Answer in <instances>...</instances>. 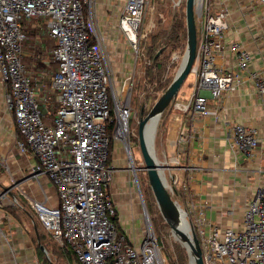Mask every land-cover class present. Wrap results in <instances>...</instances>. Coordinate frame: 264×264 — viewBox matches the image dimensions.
Masks as SVG:
<instances>
[{
	"label": "built area",
	"instance_id": "obj_1",
	"mask_svg": "<svg viewBox=\"0 0 264 264\" xmlns=\"http://www.w3.org/2000/svg\"><path fill=\"white\" fill-rule=\"evenodd\" d=\"M254 1L264 22V0ZM93 3L0 0V81L5 87V109L13 115L18 133L16 148L36 160L32 176H46L60 199L58 207L32 198L28 203L53 239L70 250L79 264H163L144 200L146 231L138 239L127 237L115 222L117 210L108 191L113 149L124 148L136 169L131 148L135 71L118 88L109 67L108 37L87 10ZM147 5L148 0H127L118 19V30L133 52L134 65L146 57L143 25ZM198 8L200 30L192 72L196 93L185 111L207 117L210 102H219L239 84V72L248 69L252 56L246 47L234 43L237 70L218 68L230 13L225 7L214 12L212 0H200ZM31 28L40 50L46 49V38L53 43L48 56L26 50ZM251 77L264 96V70ZM179 136L184 141L185 131L180 130ZM230 136L231 149L247 157L262 144L252 126L235 124ZM137 180L135 176L139 186ZM8 195L0 190V208ZM186 213L200 240L204 264H264V179L245 207L238 228L209 227L203 210Z\"/></svg>",
	"mask_w": 264,
	"mask_h": 264
},
{
	"label": "crops",
	"instance_id": "obj_2",
	"mask_svg": "<svg viewBox=\"0 0 264 264\" xmlns=\"http://www.w3.org/2000/svg\"><path fill=\"white\" fill-rule=\"evenodd\" d=\"M126 1L95 0L96 21L108 40L114 42L111 46L117 43L119 33L116 34L114 30ZM212 1L214 12L225 7L230 13V28L224 39V52L217 58L218 68L224 71L237 70V54L231 48L234 43L246 47L250 52V65L246 71L239 72L240 82L235 84L234 89L227 90L219 102H210L209 116H199L191 109L185 111L196 93L195 74L192 80H186L173 106L165 113L170 116L167 126L168 139L173 148V161L178 163V166L173 167L183 178L178 186L180 189L181 186L189 189L188 193L179 194L184 209L191 212L194 209L203 210L209 227L238 228L242 223L245 207L264 179V96L257 92L251 77L253 72L264 70V22L261 9L255 5L254 0H229L228 4L221 0ZM110 32L114 33L113 37ZM4 90L0 81V155L7 147L16 148L18 137L13 115L5 109L2 95ZM235 124L252 126L259 132L262 144L250 157L230 147L231 129ZM180 130L186 133L184 141L179 139ZM124 155L122 149H113L111 161L114 168L115 165L119 167ZM15 164L27 170V175L22 179L25 191L17 195L13 191L18 189L12 187L11 194L6 199L9 204L0 208V264H48V257L53 263L54 255L55 259L60 258L58 261H63V257H66L70 264H79L70 250L53 239L35 214L49 237L58 244L62 255L57 256L53 249L49 252L44 245L48 257L41 250L38 243V238L41 242L40 235L39 232L38 235L36 233L35 221L31 215L33 210L28 200L32 198L48 206L58 207V191L46 176H40L39 179L32 176L36 160L30 155H22L20 163ZM119 169L115 168L117 172H121ZM5 185L0 176V188ZM129 185L131 186V182ZM133 217L130 218L133 220ZM127 220L128 217L119 220V230L130 239H138L136 236L139 231L134 232L124 226ZM31 227L35 231L37 247L32 239ZM129 231L134 236H130Z\"/></svg>",
	"mask_w": 264,
	"mask_h": 264
},
{
	"label": "rangeland",
	"instance_id": "obj_3",
	"mask_svg": "<svg viewBox=\"0 0 264 264\" xmlns=\"http://www.w3.org/2000/svg\"><path fill=\"white\" fill-rule=\"evenodd\" d=\"M185 1L186 0H148L143 25L145 34L143 46L145 47L146 57L143 61H138L136 65H134L135 59L133 52L128 48V42L122 35H120L121 33L117 26L116 30H114L116 34L119 33V36H117V43L114 46H111L114 42L107 39L110 57L109 67L114 75L115 83L118 88L122 86L125 76H129L135 71L133 80V118L131 121L133 133L131 135V148L135 159L136 169H134V165H132L124 148H122L123 154H125L123 156L124 160L120 162L119 167H116L114 164L115 168H120L119 171L121 172H117L114 166H112V161H110V166L113 170L112 181L109 185L108 191L110 197L114 201L115 209L117 210L115 222L117 223V226H120L119 220L128 217L124 226L134 232L139 231L136 236L137 238L143 235L146 229L141 201L144 200L161 247L160 257L163 264H189L190 256L187 249L175 238L170 227L163 218L150 187L146 171L141 170L145 168V163L139 150L138 129L140 120L149 114L155 103L167 90L178 73L185 57L187 48ZM221 1H225V4L229 3V0ZM93 2V6L89 5L87 10L93 13L95 24L99 30L105 34L96 21L95 0H93ZM199 30L200 24L198 25V31ZM256 33L258 32L256 31ZM110 34H112V37L114 36L113 32H110ZM35 40H37L36 33L31 28L29 30V40L26 44V50L31 54L37 55L38 53H41L42 56H48L53 43L46 38L43 44L46 45V49L43 51L37 46ZM29 60L30 59L27 58V62ZM51 68V71H54L56 69L55 64H52ZM193 78L194 73H191L187 79L192 80ZM169 117L166 113L163 114L158 123L157 129L155 127V154L161 164L171 166L169 169H164L167 184L173 198L179 203L181 208L184 209L183 203L180 202L181 197L179 194H181V192L188 193L189 189L182 186L180 189L178 186L183 178L173 167L176 165L178 166V163L173 161V148L171 147L170 139H168L167 122ZM179 133L180 132H178V135ZM1 155L0 176L6 185L3 186L4 188H0V190L4 191L3 189H9L11 192L12 187L13 189L17 188L19 191L15 190L13 192H17V195H19L20 192L25 191L24 186H22V179L27 175L26 169L19 168L18 164H15V162L20 163V157L22 155L18 152L15 146L14 149H8L7 147ZM135 176L138 178L137 181L139 186L135 182ZM129 182H131V186L129 185ZM7 192L9 193V191ZM8 204L9 203L5 199L1 208L3 209L4 207H7ZM136 214H141V216L139 215L136 218L135 216L133 217V215ZM31 215L37 226L41 244L44 245L49 252L53 249L56 251L55 254H57V256H61L62 253L58 244L51 239L43 229L38 222L35 213L31 212ZM131 216L134 218L133 220L130 218ZM31 235L34 245L37 247L33 227H31ZM129 235L134 236V233H130L129 231ZM55 257L56 255L52 257L53 263L70 264L69 261H66V257L62 256L63 261H58L60 258L55 259ZM48 264H51V262L48 261Z\"/></svg>",
	"mask_w": 264,
	"mask_h": 264
},
{
	"label": "water",
	"instance_id": "obj_4",
	"mask_svg": "<svg viewBox=\"0 0 264 264\" xmlns=\"http://www.w3.org/2000/svg\"><path fill=\"white\" fill-rule=\"evenodd\" d=\"M200 0H186V29H187V48L182 65L174 77L173 81L163 93V95L155 103L149 114L140 120L138 129L139 138V150L145 163V171L147 178L152 189L155 200L158 204L160 212L165 219L167 225L170 227L171 232L177 240L187 249L190 256V264H204L203 252L200 244V240L193 229V226L189 223L191 228V235H187L182 229V213L186 212L181 208L179 203L173 198L171 191L167 184V178L165 176L164 169H169L171 166L160 164L155 157L154 145L151 142L149 146L146 133L149 123L155 121V127L163 116V114L174 104V101L179 95L183 85L185 84L189 75L193 72V67L196 61L198 50V23H197V6ZM9 191V189H3ZM17 202V200L15 199ZM36 233L38 235V230ZM38 243L41 250L46 253L45 247L41 244L38 238ZM48 257V255H47ZM51 262L50 258L48 257ZM51 264H53L51 262Z\"/></svg>",
	"mask_w": 264,
	"mask_h": 264
},
{
	"label": "bare ground",
	"instance_id": "obj_5",
	"mask_svg": "<svg viewBox=\"0 0 264 264\" xmlns=\"http://www.w3.org/2000/svg\"><path fill=\"white\" fill-rule=\"evenodd\" d=\"M199 14H200V9H199ZM155 125H156L155 124V121H154V124H153V122L149 123V125L147 127V133H146L147 142H148L149 146L151 145V142H152L153 145H154V149H155V137H154V135H155L154 134L155 133ZM156 129H157V127H156ZM155 157L157 158L156 154H155ZM187 219H188L187 213L186 212L182 213V222H183V224L181 226V229L187 235H191V228L189 226V223H188V220Z\"/></svg>",
	"mask_w": 264,
	"mask_h": 264
},
{
	"label": "trees",
	"instance_id": "obj_6",
	"mask_svg": "<svg viewBox=\"0 0 264 264\" xmlns=\"http://www.w3.org/2000/svg\"><path fill=\"white\" fill-rule=\"evenodd\" d=\"M157 60H158V59H157ZM157 60H156V61H157Z\"/></svg>",
	"mask_w": 264,
	"mask_h": 264
}]
</instances>
